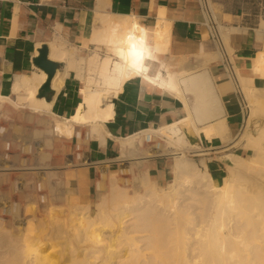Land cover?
Returning <instances> with one entry per match:
<instances>
[{"label":"bare ground","instance_id":"obj_1","mask_svg":"<svg viewBox=\"0 0 264 264\" xmlns=\"http://www.w3.org/2000/svg\"><path fill=\"white\" fill-rule=\"evenodd\" d=\"M100 22L92 41L104 48L105 55L98 47L81 59L87 72L84 102L72 118H56L51 104L39 98L48 78L43 71L17 78L12 96L0 95V103L52 117L49 137L71 139L78 126L90 125L89 138L104 143L108 134L105 122L114 117L109 99L117 96L127 81L143 78L184 100L185 94L191 93L194 104H187L188 115L182 121L120 139L118 161L140 155L144 138L164 140L165 144L155 146L154 155L173 156V178L158 184L144 172L130 193L118 186L115 176H105L106 166L98 185L103 188L108 181L110 195L99 193L93 211L88 174L81 170L76 184L80 191L74 198L78 203L70 212L75 221L70 214L54 217L35 234L29 226L17 233L5 229L0 232V264H264V86L256 84L257 79L264 81V51L252 60L250 76L234 67L237 85L249 107L243 130L234 138L222 116L223 104L208 68L191 70L182 64L175 70L162 60L171 44L170 24L164 18L153 28L134 16H103ZM218 24L234 63L231 35L241 30ZM256 31L258 40H263L264 20ZM73 56L61 40L50 43V57L58 65L69 62L71 67ZM66 76L57 72L52 81L55 91L62 89ZM188 124L195 137L220 140L221 147L216 149L227 152L241 147L251 154L226 153L224 157L230 161L227 175L218 183L206 159L201 160L200 169L186 155L188 151L201 153L198 155L211 151H195L198 146L184 131ZM139 188L144 189L143 194L138 193ZM43 226L39 224L38 229Z\"/></svg>","mask_w":264,"mask_h":264},{"label":"crops","instance_id":"obj_2","mask_svg":"<svg viewBox=\"0 0 264 264\" xmlns=\"http://www.w3.org/2000/svg\"><path fill=\"white\" fill-rule=\"evenodd\" d=\"M238 1L233 10L228 9L223 0H212V3L217 5L218 17L226 26L241 30L231 35L230 44L234 53V67L248 77L252 60L258 52L253 26L257 21L260 24L264 0L260 4L258 0ZM103 16H134L148 28H153L159 19L164 18L170 24L171 44L169 53L162 56V60L174 65L175 70L182 64L191 70L208 68L222 101V116L226 119L231 136L236 138L241 133L246 114L241 108L234 84L223 68L209 30L204 25L198 0H0V95L12 96L17 78L42 71L33 61L43 46L48 47V58L55 62L50 57V43L61 40L74 56L71 67L69 62L59 63L57 72L67 73L64 85L57 92L51 84V93L46 101L51 104V112L56 118H72L84 102L87 72L81 59L101 47L92 39L101 26ZM101 48V53L105 55L104 48ZM204 56H207L206 61ZM213 56L218 58L209 61ZM256 84L262 87L261 80L257 79ZM109 101L113 104L114 117L105 122L108 134L104 143L97 138L84 139L90 125L78 126L71 139H64L66 156L79 170L87 171L90 184L98 168L102 165L111 168L116 164L120 139L182 121L188 115L187 104H194V96L186 93L184 100L137 77L127 81L122 91ZM24 111L38 114L29 109ZM47 117L54 121L52 117ZM191 129L190 124L184 127L186 136L200 149L212 151L221 147L220 140H209L205 135L195 137ZM240 151H243L241 147L233 153ZM222 152H215L219 157L211 158L212 162L208 163L209 171L218 183L223 182L230 162L224 157L225 154L221 155ZM164 161L159 157L149 161L150 170L156 171L160 179H165L168 172Z\"/></svg>","mask_w":264,"mask_h":264},{"label":"rangeland","instance_id":"obj_3","mask_svg":"<svg viewBox=\"0 0 264 264\" xmlns=\"http://www.w3.org/2000/svg\"><path fill=\"white\" fill-rule=\"evenodd\" d=\"M223 2L228 9L233 10L239 1L223 0ZM257 2L260 4L263 0ZM212 9L218 22L225 25L218 17L217 5L212 3ZM254 20L255 18L253 22ZM259 20L260 23L264 20V14L259 17ZM254 24L255 30L252 32L256 38L257 51H264V39L260 41L257 38L256 30L260 24L258 25V21ZM230 55L232 57V52ZM261 86H264V81H261ZM53 123L54 121L42 114H32V112L17 109L9 103H0V232L9 228L13 233H17L18 229L29 226L35 230L31 234H35L37 230L41 232L48 225L49 219L64 214H70L72 217L70 212L74 211L78 203L74 199L79 190L76 185L77 173L81 170L66 156L67 152L64 151L67 146L66 141L49 137L47 129L51 128ZM87 133H85V140L89 138ZM159 143L163 145L165 141L161 139L149 141L144 138L139 147L140 155L125 161L116 160L114 166L107 167L108 172L105 176L107 178L115 176L118 186L130 193L138 187L137 183L144 172H148L151 180L158 184L162 181H171L173 156H159L161 160H165L164 165L168 167L165 179H160L156 171L150 170L149 161L156 158L154 150ZM237 148L240 147L231 148L227 152H222L221 155L234 152ZM200 150L203 149L197 147L195 151ZM221 151L222 149H215L204 153L205 155L188 151L186 155L196 163L198 168L203 169L201 160L206 159L208 165L212 162L211 158L219 157V154L215 152ZM237 154L245 157L251 152L243 150ZM106 166L102 165L98 168L97 175L93 177L91 184L88 183L89 200L92 202L93 211H96L99 193L103 197L110 195L108 181L104 183L103 188H99L98 185L102 177L101 169ZM138 193L143 194L144 189L139 188ZM72 218L74 220V217ZM43 223L44 226L38 229L39 224L41 226Z\"/></svg>","mask_w":264,"mask_h":264},{"label":"built area","instance_id":"obj_4","mask_svg":"<svg viewBox=\"0 0 264 264\" xmlns=\"http://www.w3.org/2000/svg\"><path fill=\"white\" fill-rule=\"evenodd\" d=\"M198 2H199L200 10L204 15V25L209 30L211 40L220 54L223 68L225 69L226 73L229 75L232 83L234 84L235 91L240 97L241 108L244 114H247L249 112V107L244 99V95L241 93L237 85L234 63L232 61L233 58L228 53V50L224 43L219 28L218 20L212 9V0H198Z\"/></svg>","mask_w":264,"mask_h":264},{"label":"water","instance_id":"obj_5","mask_svg":"<svg viewBox=\"0 0 264 264\" xmlns=\"http://www.w3.org/2000/svg\"><path fill=\"white\" fill-rule=\"evenodd\" d=\"M49 49L47 46H43L39 51V56L34 59V65L45 72L48 76L45 84L40 88L38 96L39 98H45L48 100V95L51 93V84L54 77L57 74L59 65L48 58Z\"/></svg>","mask_w":264,"mask_h":264}]
</instances>
